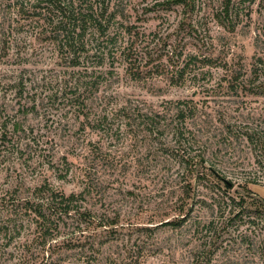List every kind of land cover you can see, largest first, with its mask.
Here are the masks:
<instances>
[{
  "label": "rangeland",
  "instance_id": "1",
  "mask_svg": "<svg viewBox=\"0 0 264 264\" xmlns=\"http://www.w3.org/2000/svg\"><path fill=\"white\" fill-rule=\"evenodd\" d=\"M119 13L124 26L131 28L132 52L144 68L141 79L133 80L126 64L120 63L117 75L101 85L91 114L92 120L106 117L98 129L87 121L83 129L82 117L67 106L61 92L73 77L49 48L24 64L35 71L29 74L31 82L41 83H30L40 86L32 91L50 102L40 101L38 113L20 116L25 129L33 130L32 139H27L33 144L29 148L22 143L21 151L10 154L2 167L0 223L19 201L16 192L44 181L66 194L79 193L90 184L92 209L121 216L118 232L92 264H190L194 251L208 241L215 245V264H264V214L252 233L248 223L235 229L239 220L237 225L228 221L232 211L246 210L244 220L258 215L249 198L243 207L231 204L233 197L246 195L247 188L254 199L264 201V158L259 149L264 143V0H187V6L175 0H122ZM129 37L125 44L131 43ZM34 47L40 49L41 43ZM15 51L0 61V81L17 67ZM190 55L212 64L198 63L196 77L191 74L177 83ZM257 86L261 93H256ZM176 101L189 102L196 109L194 116L178 123ZM3 103L11 105L8 111L14 114V91L0 88V106ZM156 114L162 116V133L150 135L151 127L146 126ZM187 153L203 158L205 170L194 171L184 202L188 217L179 228L165 223L183 217L178 215L186 192L181 156ZM210 170L233 188L225 190ZM256 177L262 182L248 183ZM27 220L21 235L1 236L0 264H33L40 250ZM78 246H47L46 263L86 264Z\"/></svg>",
  "mask_w": 264,
  "mask_h": 264
},
{
  "label": "trees",
  "instance_id": "2",
  "mask_svg": "<svg viewBox=\"0 0 264 264\" xmlns=\"http://www.w3.org/2000/svg\"><path fill=\"white\" fill-rule=\"evenodd\" d=\"M121 1L0 0V61L8 58L15 49L13 56L15 55L16 62L14 65L17 66L8 70V74H5L0 81V88L5 90V93L14 91L18 105L14 114L8 111L11 105L3 103L0 106V173L3 165L9 160V155L21 151L22 143H26V147H32L33 143L27 139H32L33 130L25 129V115L29 112L38 113L41 102L46 100L47 103L50 102L48 99L40 100L37 92L32 91L33 88H40L41 83L32 81L36 85L40 84L37 87L30 84L32 82L29 74L35 71L28 70L24 66V64H30L29 56L41 51L42 48H49L53 56L64 67V72L73 77L71 85L70 81H66L69 86H66L61 94L66 98L67 106L74 108L78 117H82L83 129L86 125L85 121L87 125L91 124L94 129H98L106 120L105 116L92 120L91 114L98 103L97 93L101 85L117 75V65L125 63L126 72L130 77L133 80L141 79L144 66L134 57V51L132 52L135 38L131 35V28L124 26L123 16L119 13ZM227 1L230 3V0ZM175 2L187 6V0H175ZM225 9L227 10L228 6ZM127 35H130L131 43L128 41L125 44ZM36 43H41L40 49L34 47ZM29 52L32 53L29 54ZM203 59L200 60L197 55L187 56L186 62L179 70L177 83L184 82L186 76L191 74H195L196 77L198 63H202V67L212 64L210 59ZM69 69H74V71L70 72ZM256 88L259 91L256 93H261L259 90L261 87ZM56 96L51 101L56 99ZM174 109L177 110L174 116L178 123L194 116L196 111L192 105H189V102L185 101L174 102ZM21 115L24 118L20 117ZM161 118L162 116L156 114L148 120L146 127L147 129L151 127L150 135L162 133L159 130ZM175 133L180 138L184 137L180 129L176 128ZM250 139L254 141L252 137ZM259 149L264 158V143H261ZM190 155L187 153L181 156V163L186 166L181 178L186 183V192L184 199L180 202L179 213H177L183 217L179 219L180 221H174L175 223L169 221L165 223L166 225L179 228L184 225L188 217L185 213L184 202L189 197L187 192L191 189L194 171L196 168L205 170L203 158L199 159L196 158L197 156ZM64 160L67 161L66 156ZM67 173L68 171L65 175ZM201 175H204V172L198 176ZM211 175L216 177L219 183H223L225 190L230 189L220 173L216 175L211 171ZM60 178L64 179L66 176L61 175ZM261 179V177H256L248 183L256 185L262 182ZM246 191V195L238 196L239 200L233 197L231 204L243 207L249 198L252 204H255L258 215L254 217L247 215L248 220H244L246 210L244 212L241 210L236 214L232 211L233 215L228 221L234 223L233 225L240 222L235 229L243 223H248L247 230L252 233L254 226L258 225L264 214V201L254 199V194L249 188ZM16 193H19V201L10 208L9 218L0 223V239L2 235L10 239L21 235L26 228L25 220L28 219V224L34 226V234L39 243L38 250L40 251L35 260H40V264L44 262L47 264V259H45L47 246L51 250L65 243L79 245L78 247L84 254V262L92 264L97 260L101 248L118 232L120 213L110 217L105 215L107 213H99L92 209L90 200L93 198V191L90 184H87L79 193L66 194L53 188L48 181H44L34 188H27L26 192ZM200 224L195 228L197 232L200 231ZM129 227L134 226L130 224ZM250 239L245 236L246 241ZM214 246L211 241L206 242L204 246L200 245L194 251L193 261L190 264H215L217 252ZM37 263L39 262L35 264Z\"/></svg>",
  "mask_w": 264,
  "mask_h": 264
},
{
  "label": "water",
  "instance_id": "3",
  "mask_svg": "<svg viewBox=\"0 0 264 264\" xmlns=\"http://www.w3.org/2000/svg\"><path fill=\"white\" fill-rule=\"evenodd\" d=\"M225 183H226V185L229 187V188H233V184L232 183H230V182H227V181H225Z\"/></svg>",
  "mask_w": 264,
  "mask_h": 264
}]
</instances>
